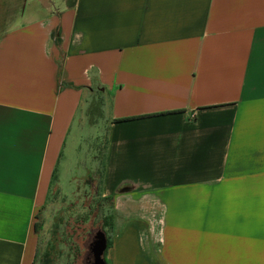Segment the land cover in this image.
Here are the masks:
<instances>
[{
	"label": "crops",
	"instance_id": "crops-1",
	"mask_svg": "<svg viewBox=\"0 0 264 264\" xmlns=\"http://www.w3.org/2000/svg\"><path fill=\"white\" fill-rule=\"evenodd\" d=\"M97 92L108 264H264V0H0V264H34L74 128L97 168Z\"/></svg>",
	"mask_w": 264,
	"mask_h": 264
},
{
	"label": "rangeland",
	"instance_id": "rangeland-1",
	"mask_svg": "<svg viewBox=\"0 0 264 264\" xmlns=\"http://www.w3.org/2000/svg\"><path fill=\"white\" fill-rule=\"evenodd\" d=\"M106 112V109L102 108V116L95 118L97 125L92 127L94 132L101 135V144H103L105 137ZM88 132L91 135L92 131ZM76 135L77 128H74L65 151L66 157L73 156L72 159H67L62 163L59 173L61 191L53 189L54 194L52 193L51 199L46 201L38 215L39 224L42 226L38 233L42 254L39 257L38 264L42 262L44 264H91L93 259L89 253V245L95 234L99 230L104 231L107 237L111 234V229L103 225L104 213L113 216L115 228L112 234L124 224L122 213L115 211L110 202L99 201L98 199L97 191L100 185V175L95 176L93 186L91 185L87 189L83 186L78 187L83 182L73 181L75 177L82 178V176H85V178H88L90 175L86 174V171L96 169L94 166L91 167V159L89 162L86 161L87 170L82 167L76 168L73 165L74 157L79 158L81 156L74 153ZM86 136L87 140L83 145L85 146L84 149L87 150L89 145L92 144V140H89L88 135ZM95 136L98 137V135ZM100 142L96 143V149ZM86 154L85 152L83 156H86ZM102 155L103 149L101 148V157Z\"/></svg>",
	"mask_w": 264,
	"mask_h": 264
},
{
	"label": "trees",
	"instance_id": "trees-1",
	"mask_svg": "<svg viewBox=\"0 0 264 264\" xmlns=\"http://www.w3.org/2000/svg\"><path fill=\"white\" fill-rule=\"evenodd\" d=\"M107 101H108V96H104L103 94H100V93L97 92V94L95 95V100L92 102V104L90 105V107L86 111L87 112V118H88L89 123L91 125H93L94 122H97L95 118L102 116V108L103 109L106 108ZM90 118H92V119L90 120ZM103 144H104V147H103ZM103 144L100 143V145L97 146L96 154H95V156H96L95 162H97V165L98 164L99 165L97 166L96 170H91V173L89 174L90 176L88 178H86L84 180L83 184L82 185H79V187L80 186H83V188H86L87 189L88 187H91V185L93 186V182L95 181V176L97 174L100 175V185H99V189L97 191L98 199H99V201L110 202L111 205H112V207L114 208V210L117 211L115 209L114 198L113 197H103L102 194H101V192H100V186L103 183V177H104V167H105L106 148H107V142H106V139L105 138H104ZM101 148L103 149V155H102V157H101ZM52 193H53V189H51L47 200H50L51 199ZM104 214L105 215H104V218H103V223H104L103 225L105 227L111 229V234L108 235L107 251H106L105 256H104L105 257V260H106V262L108 264L107 254H108V251L110 250V248L113 245V236L117 232H119L120 229L119 230H116L112 234V231H114V228H115V223L113 221V216L111 214H107V213H104ZM37 220H38V217H37ZM41 228H42V226L39 224V221H37V223L35 225V231L37 232V234L39 233V231L41 230ZM40 255H42V254H41V251H40V244H39L38 245V249H37V253H36V257H35L34 264H38V260H39ZM41 264H44V262H42Z\"/></svg>",
	"mask_w": 264,
	"mask_h": 264
},
{
	"label": "water",
	"instance_id": "water-1",
	"mask_svg": "<svg viewBox=\"0 0 264 264\" xmlns=\"http://www.w3.org/2000/svg\"><path fill=\"white\" fill-rule=\"evenodd\" d=\"M108 237L106 233L99 230L89 245V253L93 259L91 264H107L105 253L107 251Z\"/></svg>",
	"mask_w": 264,
	"mask_h": 264
}]
</instances>
